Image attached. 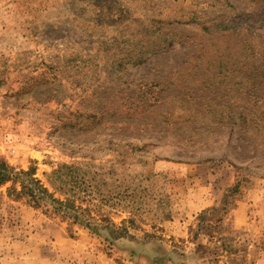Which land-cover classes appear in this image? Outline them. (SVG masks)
Instances as JSON below:
<instances>
[{
    "label": "rangeland",
    "instance_id": "374dc122",
    "mask_svg": "<svg viewBox=\"0 0 264 264\" xmlns=\"http://www.w3.org/2000/svg\"><path fill=\"white\" fill-rule=\"evenodd\" d=\"M259 12V0H0V158L64 202L36 209L0 187V264L257 255Z\"/></svg>",
    "mask_w": 264,
    "mask_h": 264
},
{
    "label": "trees",
    "instance_id": "16d2710c",
    "mask_svg": "<svg viewBox=\"0 0 264 264\" xmlns=\"http://www.w3.org/2000/svg\"><path fill=\"white\" fill-rule=\"evenodd\" d=\"M259 2H263L264 0H259ZM253 18H257V21L264 22V13L261 14L260 12L258 14L252 15ZM264 66V63H263ZM261 72L264 76V69L260 68L257 69ZM57 174L58 172H54ZM35 176V170L31 168L28 171L20 170L17 171L15 167L10 165L6 160L3 158H0V187L5 186L9 183L12 184V187L9 189V194L11 196L15 195L16 199H27V203L32 205L36 209H40L43 205V202L46 200H50L54 204H63V201H60L58 199H55L53 194L49 193L48 189L43 185L41 181L34 178ZM17 186H19V189H17ZM238 191V187L236 186L233 189V192ZM70 201H66V205H68ZM70 205V204H69ZM74 206L71 205V210L74 211ZM73 214V213H72ZM73 219L75 223L80 222V217L78 213H74ZM81 224V223H79ZM82 225V224H81ZM91 230L94 227L88 226ZM94 231L97 232L98 229L94 228Z\"/></svg>",
    "mask_w": 264,
    "mask_h": 264
},
{
    "label": "crops",
    "instance_id": "0c3cea01",
    "mask_svg": "<svg viewBox=\"0 0 264 264\" xmlns=\"http://www.w3.org/2000/svg\"><path fill=\"white\" fill-rule=\"evenodd\" d=\"M183 238H188V234H185ZM72 262H73V260L71 258L70 259L68 258L67 261L61 262V264H72ZM18 264H28V262L27 261L26 262H19ZM38 264H49V262H48L47 258H40ZM90 264H91V262H90ZM245 264H264V241L260 245V248L258 250V254L253 256V257H250L248 259V261H245Z\"/></svg>",
    "mask_w": 264,
    "mask_h": 264
}]
</instances>
